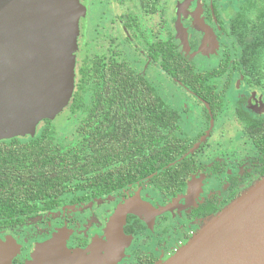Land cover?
Masks as SVG:
<instances>
[{
    "label": "flooded vegetation",
    "instance_id": "1",
    "mask_svg": "<svg viewBox=\"0 0 264 264\" xmlns=\"http://www.w3.org/2000/svg\"><path fill=\"white\" fill-rule=\"evenodd\" d=\"M79 2L74 91L87 92L92 81L88 113L105 71L131 68L150 87L131 96L148 112L141 133L156 136H145V146L162 147V134H173L171 159L149 174L133 171L117 190L67 178L21 221L0 223V264H162L264 173V0ZM90 37L97 53L88 61L81 52ZM165 82L171 94L162 93ZM122 83L129 92L128 79ZM160 103L175 115L170 129L162 127ZM55 254L65 258L50 261Z\"/></svg>",
    "mask_w": 264,
    "mask_h": 264
},
{
    "label": "water",
    "instance_id": "2",
    "mask_svg": "<svg viewBox=\"0 0 264 264\" xmlns=\"http://www.w3.org/2000/svg\"><path fill=\"white\" fill-rule=\"evenodd\" d=\"M82 15L79 0H0V140L35 136L68 105ZM117 236L114 225L111 239ZM163 264H264V176Z\"/></svg>",
    "mask_w": 264,
    "mask_h": 264
},
{
    "label": "trees",
    "instance_id": "3",
    "mask_svg": "<svg viewBox=\"0 0 264 264\" xmlns=\"http://www.w3.org/2000/svg\"><path fill=\"white\" fill-rule=\"evenodd\" d=\"M92 70L96 73V69ZM89 71L82 70L81 85L87 81ZM118 71L121 73L105 71L103 90L98 94L97 103L77 126L78 141L72 147L56 142L55 127L48 119L33 137L0 141V223L5 225L7 217L15 215L21 221L38 200L48 198L47 193L64 189L69 178L71 181L77 179L75 185L84 184L93 189L98 185L101 191L117 190L128 183L133 171L141 167L149 174L171 159L173 134L163 133L160 137L163 145L159 147L154 145V140L147 141L145 146V136H156L141 133V120L148 112L145 113L144 107L139 108V102L131 96L141 94L142 87L146 91L150 87L131 68L125 66ZM124 78L129 81V92L122 88ZM80 102L78 91H74L68 110L75 113L81 108ZM112 104L120 107L113 109ZM160 105L157 110L162 127L170 129L175 115L167 105ZM126 127L137 130L128 132L123 129ZM155 160L160 163H154ZM263 176L264 173L258 180Z\"/></svg>",
    "mask_w": 264,
    "mask_h": 264
},
{
    "label": "rangeland",
    "instance_id": "4",
    "mask_svg": "<svg viewBox=\"0 0 264 264\" xmlns=\"http://www.w3.org/2000/svg\"><path fill=\"white\" fill-rule=\"evenodd\" d=\"M92 40L93 39H91V37H90L88 39V42H86V41L83 42L84 43L83 44V51L81 52L82 57L86 56V58H88V61H90L94 57L95 53H97L96 49L93 47ZM105 42H108V41L105 40ZM103 47L107 48V45L104 44ZM88 65H90V64L88 63ZM137 69L139 71H142V67H140V66H137ZM168 83L172 88L175 87V84L173 82L170 81ZM169 85L167 83H166V85L164 84L162 93L165 92L166 94H171L172 88L169 87ZM87 86H88L87 92H79V94H81L83 96V101H84V106H85V108L82 111H77L75 113H71L68 110V107H67L68 105H67L53 120H50L52 122L53 126L55 127V130H56V142L63 143L66 147H71L75 143H77V141H78V138L75 135V129L80 124V122L85 118V115L87 113V109L90 106L92 89H93L92 81H89ZM75 89L76 88L74 86V90ZM42 122L39 124L37 131L40 129ZM24 137H26V136H24ZM7 140H9V139H7ZM95 242H97V241H95ZM99 242H100V240H99Z\"/></svg>",
    "mask_w": 264,
    "mask_h": 264
}]
</instances>
